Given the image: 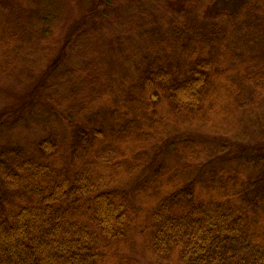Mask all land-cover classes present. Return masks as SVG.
I'll return each instance as SVG.
<instances>
[{
	"label": "trees",
	"instance_id": "obj_1",
	"mask_svg": "<svg viewBox=\"0 0 264 264\" xmlns=\"http://www.w3.org/2000/svg\"><path fill=\"white\" fill-rule=\"evenodd\" d=\"M0 0V264H264V0Z\"/></svg>",
	"mask_w": 264,
	"mask_h": 264
},
{
	"label": "rangeland",
	"instance_id": "obj_2",
	"mask_svg": "<svg viewBox=\"0 0 264 264\" xmlns=\"http://www.w3.org/2000/svg\"><path fill=\"white\" fill-rule=\"evenodd\" d=\"M240 2L241 0H218L215 6L218 9H234Z\"/></svg>",
	"mask_w": 264,
	"mask_h": 264
}]
</instances>
